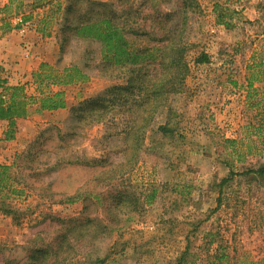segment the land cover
I'll use <instances>...</instances> for the list:
<instances>
[{
  "label": "rangeland",
  "instance_id": "374dc122",
  "mask_svg": "<svg viewBox=\"0 0 264 264\" xmlns=\"http://www.w3.org/2000/svg\"><path fill=\"white\" fill-rule=\"evenodd\" d=\"M99 1L135 17L134 47L156 48L184 31V87L128 163L122 115L95 124L71 116L72 106L126 80L101 69L95 40L71 36L62 50L55 19L42 33L51 39L42 62L78 64L90 78L52 85L66 92L64 110H33L26 135L0 136V149L12 152L0 164L11 165L23 192L6 199L14 213L0 211V264H177L186 248L192 261L184 264H212L215 253L225 255L222 264H264V176L243 173L264 165V0H196L191 8L184 0ZM38 21L36 13L21 27ZM203 52L208 61L196 62ZM168 118L174 132L163 133Z\"/></svg>",
  "mask_w": 264,
  "mask_h": 264
},
{
  "label": "trees",
  "instance_id": "16d2710c",
  "mask_svg": "<svg viewBox=\"0 0 264 264\" xmlns=\"http://www.w3.org/2000/svg\"><path fill=\"white\" fill-rule=\"evenodd\" d=\"M87 7L81 9L82 3ZM184 6H196V0H184ZM220 5L215 6L218 11L219 22L230 25L226 20L228 12ZM28 9V10H27ZM42 11V12H41ZM38 14L37 30L44 35L50 34V27L55 19L62 18L60 23L61 49L71 36L80 39L95 40L101 45V69L110 77L123 78L124 83L113 84L97 95L85 99L71 107V116L80 124H95L105 121L109 117L122 115L124 133L128 140V147L133 149L128 163L137 158L145 135L156 120L161 108L167 104L171 94L181 92L189 64L186 54L190 49L184 39V31L172 32L161 45L134 47L130 44L128 34L135 32L130 13L119 14L113 8V3L99 0H8L0 8V36L2 33L20 28L24 22ZM15 18H19L14 22ZM208 61V55L203 52L196 57V62ZM151 66V67H150ZM126 71L123 72V69ZM121 69V74H114L110 70ZM90 75L78 64L58 68L42 62L34 72L36 93L28 94L23 84L8 85L1 75L0 87L5 94H0V120H8L9 128L6 138L14 137L17 118L29 116L33 110H56L66 108L68 100L65 90H51L52 85L65 86L87 81ZM251 85V82H250ZM163 133H172L174 128L170 119L158 125ZM234 140L229 139L228 142ZM9 164H0V211L14 213L10 203L6 201L12 195L23 193L16 184ZM256 173L264 176V165L250 168L243 173ZM235 173L232 171V174ZM21 179V178H19ZM27 185L28 182L23 178ZM227 181L224 179L223 182ZM183 252L177 264H184L187 252ZM212 264H222L225 255L215 253Z\"/></svg>",
  "mask_w": 264,
  "mask_h": 264
},
{
  "label": "crops",
  "instance_id": "0c3cea01",
  "mask_svg": "<svg viewBox=\"0 0 264 264\" xmlns=\"http://www.w3.org/2000/svg\"><path fill=\"white\" fill-rule=\"evenodd\" d=\"M8 3V0H0V5L3 7ZM49 39L40 33L37 29L23 26L13 28L4 32L0 36V66L1 75L6 79V84H27L26 82H34V72L39 68L44 60L45 51L50 50L47 46ZM22 45L31 48L32 55L25 57L23 55ZM46 57V56H45ZM46 59H49L48 56ZM32 82V83H33ZM37 87V86H36ZM3 87H0V89ZM36 93V92H35ZM64 110L59 108L50 110V112ZM45 112V111H44ZM36 119L35 115L17 118L16 120V136L12 142H16L20 137L26 135L33 126L32 120ZM9 128L8 120H0V136H4ZM16 140V141H14ZM4 141V140H3ZM5 142V141H4ZM6 142H10L7 141ZM11 144V143H9ZM7 145V144H5ZM11 147V146H9ZM11 149H0V161L10 155ZM4 157V158H3Z\"/></svg>",
  "mask_w": 264,
  "mask_h": 264
},
{
  "label": "built area",
  "instance_id": "2783aa9c",
  "mask_svg": "<svg viewBox=\"0 0 264 264\" xmlns=\"http://www.w3.org/2000/svg\"><path fill=\"white\" fill-rule=\"evenodd\" d=\"M24 55L25 56H30L31 52L28 49H26V50H24Z\"/></svg>",
  "mask_w": 264,
  "mask_h": 264
}]
</instances>
